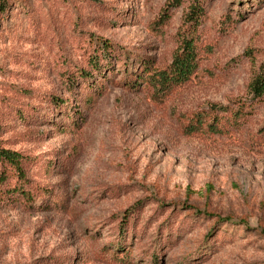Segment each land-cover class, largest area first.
Returning <instances> with one entry per match:
<instances>
[{
    "label": "rangeland",
    "instance_id": "374dc122",
    "mask_svg": "<svg viewBox=\"0 0 264 264\" xmlns=\"http://www.w3.org/2000/svg\"><path fill=\"white\" fill-rule=\"evenodd\" d=\"M6 1L0 146L28 158L37 195L0 194V264H264V102L227 134L183 128L250 98L264 0ZM198 2V68L158 93L138 80L142 62L170 64ZM105 43L102 73L76 79Z\"/></svg>",
    "mask_w": 264,
    "mask_h": 264
},
{
    "label": "trees",
    "instance_id": "16d2710c",
    "mask_svg": "<svg viewBox=\"0 0 264 264\" xmlns=\"http://www.w3.org/2000/svg\"><path fill=\"white\" fill-rule=\"evenodd\" d=\"M7 1H0V19L4 17L7 10ZM204 14V9L200 3H192L188 11L184 14V22L187 23L189 29V37H180V42L177 49L172 54L170 64L160 70L151 69V61L142 62V69L140 73L141 82L145 81L150 83L158 93H167L170 90L187 83L193 73L198 68V51L194 39V32L199 25L200 19ZM109 43L98 45L96 49H91L87 52V59L85 67L79 69L77 72L78 80L88 79L94 73H102V58L105 59V51L111 49ZM75 79V80H76ZM74 80H71L72 83ZM140 84V83H137ZM250 98L246 100H239L235 102V106L231 103L221 105L212 103L208 109L203 113H198L190 117L189 121L183 125L184 131L187 135L195 133H205L209 136L227 134L231 129H239L243 126L245 119L250 116L255 106L264 102V63L260 65L258 72L252 77L247 85ZM64 100L54 98L51 100L56 106ZM1 122V121H0ZM0 123V127H1ZM264 131V127L260 132ZM28 158L22 154L4 149L0 146V185L8 186V180L14 179V183L9 188L1 190V201L4 198L9 200L15 198V201H21L24 204L33 203L36 200V195L28 187V180L26 178L27 172L25 164ZM12 171V173H9ZM30 205V204H29ZM32 208V206L30 207ZM127 221V220H125ZM127 223L121 227V233L127 234ZM124 239V238H122ZM121 254L117 260H125L128 257L129 250L126 249L127 245H123L121 241L117 242ZM123 251V252H121ZM115 258V257H114Z\"/></svg>",
    "mask_w": 264,
    "mask_h": 264
}]
</instances>
